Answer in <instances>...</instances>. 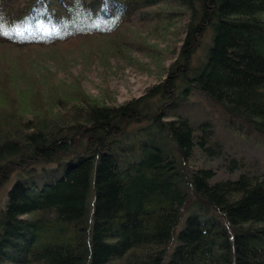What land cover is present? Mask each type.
Here are the masks:
<instances>
[{
    "label": "trees",
    "instance_id": "16d2710c",
    "mask_svg": "<svg viewBox=\"0 0 264 264\" xmlns=\"http://www.w3.org/2000/svg\"><path fill=\"white\" fill-rule=\"evenodd\" d=\"M175 25L145 95L109 104L73 76L67 49ZM193 91L232 137L180 111ZM234 138L255 143L248 156ZM249 151L264 161V0H0V186L32 173L0 211V264H264V166Z\"/></svg>",
    "mask_w": 264,
    "mask_h": 264
},
{
    "label": "rangeland",
    "instance_id": "374dc122",
    "mask_svg": "<svg viewBox=\"0 0 264 264\" xmlns=\"http://www.w3.org/2000/svg\"><path fill=\"white\" fill-rule=\"evenodd\" d=\"M141 28V27H139ZM134 29V28H124L121 34L118 33L111 38L93 39L90 43H81L78 46H73L66 51V56L71 60L69 67H73V76L79 78L80 87L82 86L86 92L93 93L100 97L101 101H106L109 104H123L127 100L135 99L136 97L145 95L149 88L156 85L165 79L164 69L171 60L173 55L170 52L175 46L178 36L172 34L173 31H180L181 26L175 25L170 28L169 36L165 39L158 37L157 39L151 38L147 39V42L141 41V37L147 32L146 28ZM171 32V33H170ZM122 36L120 39L119 36ZM204 42H208L209 35L204 37ZM124 41L133 42L132 49L128 48L126 50L121 47ZM121 48L120 50L113 51L114 48ZM65 49V48H63ZM111 49L113 53L109 56L108 61L102 58H93L91 55H99L104 52V50ZM82 50H90L88 54L90 55L91 62L82 60ZM118 52V53H115ZM57 61V60H56ZM15 65H21V61L16 57L12 60ZM61 63H66V61L59 60L56 62L57 67L54 71L60 74H68L69 71L64 69L61 70ZM161 63L163 67H161ZM65 76V75H63ZM69 77V76H68ZM192 103L186 104L185 107L181 108V112L187 114L189 117L196 121L203 119L214 120L216 124V129L218 132L224 135L231 136L228 130L223 129L224 117L220 115L219 111L210 108L206 101L196 92L193 91L192 95L189 97ZM203 102L205 105L199 103ZM20 110H18L19 114ZM23 112V111H22ZM20 115V114H19ZM30 115H26L29 118ZM232 137V136H231ZM255 143L248 144L242 143V141H237L234 138L233 143L230 145V149L234 153L245 154L248 156L246 148L252 149ZM245 148V149H244ZM255 155L259 154L257 151L253 152ZM252 151H249L248 160L252 161V167H256L259 164L264 166V161L259 159L257 161L252 160ZM216 167L221 172L222 175L226 176L227 172H224V165L221 161L215 162ZM48 165V164H47ZM38 166L39 173L37 175L40 177V183L45 179L53 178V176L58 175L60 171L53 172L49 168H42ZM59 168V167H56ZM38 171V170H36ZM30 171H15L11 174L10 179L0 186V211L6 205V200L8 197V191L11 189L12 185L17 179L24 177L26 175H31ZM36 175V173H35ZM169 257V256H168ZM167 257V258H168ZM166 258V259H167Z\"/></svg>",
    "mask_w": 264,
    "mask_h": 264
}]
</instances>
